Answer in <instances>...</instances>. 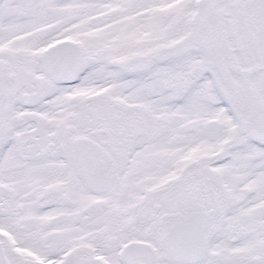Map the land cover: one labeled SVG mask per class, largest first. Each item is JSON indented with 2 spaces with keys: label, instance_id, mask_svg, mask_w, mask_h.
Returning a JSON list of instances; mask_svg holds the SVG:
<instances>
[{
  "label": "snow or ice",
  "instance_id": "snow-or-ice-1",
  "mask_svg": "<svg viewBox=\"0 0 264 264\" xmlns=\"http://www.w3.org/2000/svg\"><path fill=\"white\" fill-rule=\"evenodd\" d=\"M0 264H264V0H0Z\"/></svg>",
  "mask_w": 264,
  "mask_h": 264
}]
</instances>
